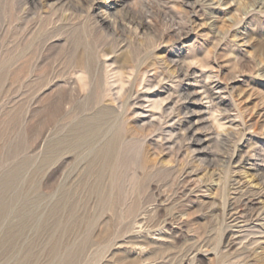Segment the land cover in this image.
Instances as JSON below:
<instances>
[{
    "label": "rangeland",
    "instance_id": "374dc122",
    "mask_svg": "<svg viewBox=\"0 0 264 264\" xmlns=\"http://www.w3.org/2000/svg\"><path fill=\"white\" fill-rule=\"evenodd\" d=\"M0 264H264V0H0Z\"/></svg>",
    "mask_w": 264,
    "mask_h": 264
},
{
    "label": "bare ground",
    "instance_id": "6f19581e",
    "mask_svg": "<svg viewBox=\"0 0 264 264\" xmlns=\"http://www.w3.org/2000/svg\"><path fill=\"white\" fill-rule=\"evenodd\" d=\"M159 102V101H158ZM156 103V102H155ZM157 104V103H156ZM157 106V105H156ZM156 108H158V107H156ZM255 178V177H254Z\"/></svg>",
    "mask_w": 264,
    "mask_h": 264
}]
</instances>
